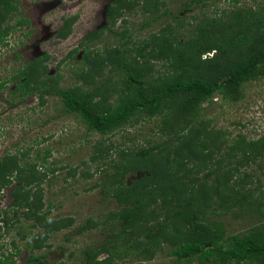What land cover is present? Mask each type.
Here are the masks:
<instances>
[{
    "label": "rangeland",
    "instance_id": "1",
    "mask_svg": "<svg viewBox=\"0 0 264 264\" xmlns=\"http://www.w3.org/2000/svg\"><path fill=\"white\" fill-rule=\"evenodd\" d=\"M113 1L16 0V9L9 20L11 26L16 19L28 21L12 29L5 44L0 45V84L6 81L0 86V159L5 154L17 156L25 175L24 192L29 190L32 199L42 200L40 214L46 211L48 219L62 218L61 224L72 222L50 232L43 242L40 240L42 243H35L38 230L44 225L36 223L35 227L34 217L25 216L22 209L17 213L18 219L11 218L14 214L10 206L12 189L21 182L14 180L4 186L0 189V258L8 257L6 264H23L30 252L43 254L48 264H80L81 251L100 244L106 237V224L119 217L114 180L120 176L123 166L130 167L124 177L125 184L141 178L153 162L158 163L161 154L155 151L154 160L147 162V168L138 151L161 144L167 138L159 116L151 119L136 116L123 128L105 135L88 131L76 115L64 111L58 96L45 94L43 101L36 94L23 98L15 90L17 81L22 80L20 77L14 80L17 70L38 59L35 65L39 69V81L45 79L48 84L52 82L61 87H100V92L108 96V102L114 106L127 68L142 66V58L130 65L107 62V56L114 54L115 48L131 59L130 50L141 46L142 40H156L166 35L181 42L203 17L221 15L237 7L258 10L264 5V0L235 3L233 0H205V4L195 2L188 6V0H159L160 9L154 15L142 10L144 0H125V7L117 10L120 16L108 20L106 9ZM165 10L171 13L165 14ZM146 18L149 22L143 24ZM251 19L257 20L256 17ZM155 34L158 35L155 37ZM250 40L247 46L253 45ZM86 48L92 58L106 56V62L93 71L92 76L83 78L82 69L88 66L83 57ZM167 57L161 55L150 61L153 75L147 79L151 83L157 78L171 80L174 77L177 63L169 65ZM202 106L200 120L204 128L221 130L229 139L238 136L247 140L264 139L263 75L242 82L232 93H215ZM34 161L40 181L28 177L27 164ZM243 173L251 177L244 178ZM238 175L243 177L244 189L252 190L255 206L264 211V152L241 166L230 184ZM245 211L239 206L229 211L224 206H216L212 214L207 212V215L222 222L227 233H236L259 222L255 207L251 214ZM7 215L8 220L3 221ZM83 225L86 227L81 229ZM127 237L124 234L110 241L108 246L113 255L109 264H179L175 257L167 255L168 245L152 259L142 254V260L138 261L129 249L133 243L127 242ZM104 256L102 253L99 258Z\"/></svg>",
    "mask_w": 264,
    "mask_h": 264
},
{
    "label": "trees",
    "instance_id": "2",
    "mask_svg": "<svg viewBox=\"0 0 264 264\" xmlns=\"http://www.w3.org/2000/svg\"><path fill=\"white\" fill-rule=\"evenodd\" d=\"M238 1L233 0L234 3ZM159 2L144 0L142 10L156 15ZM195 2L205 4V0H188L186 5ZM16 4V0H0V41L9 33V26L1 27V22L13 13ZM124 7L125 0H114L107 8V18L113 20L120 16L117 10ZM170 13L165 10V14ZM148 22L146 18L143 24ZM161 36L156 40H142L141 46L130 50L131 59L118 48L107 60L106 56L92 58L89 50H84V62L88 66L82 69L83 78L92 76V72L99 70L106 61H115L121 66L136 64L142 58L141 67L127 68L119 87L121 94L114 106L108 102V96L100 92V87H61L52 82L48 84L45 79L39 81V69L35 65L38 59L18 69L14 78L16 81L19 77L22 79L17 81L15 90L23 98L36 94L43 101L45 94L56 95L64 111L76 115L91 132L109 134L123 128L136 116L145 119L159 116L164 126L162 130L167 136L164 142L138 151L142 164L146 165L154 160L155 151L160 153L158 163L153 162L146 174L128 185L124 177L130 167L124 165L120 176L115 178L119 217L106 224V237L100 244L81 251L80 264H109L113 254L108 245L124 234L128 236L127 242L133 243L129 249L138 261L142 260V254L152 259L168 245L167 255L175 257L179 264H264V211L255 206L252 190L244 189L242 179L251 175H238L230 184L241 166L263 154L264 139L247 140L243 136L229 139L221 130L204 128L200 120L203 103L215 93H232L242 82L264 76V5L258 10L237 7L221 15L203 17L181 42L173 36ZM249 40L253 45L247 46ZM161 55L170 57H167L169 65L177 63L175 75L171 80L157 78L153 84L147 79L153 75L150 61ZM35 167L36 161L27 164L28 177L40 181V172ZM23 176L17 156L3 155L0 189L14 180L21 182L12 189L10 206L14 214L11 218L18 219L17 213L22 209L25 216L34 217L35 227L36 223L43 224L35 238V243H42L50 232L62 229L72 220L61 224L62 218L48 219L46 211L40 214L42 200L32 199L29 190L24 192ZM216 206H224L228 211L239 206L248 214L255 207L259 222L243 232L227 233L222 222L207 215V212L212 214ZM4 220H8V215ZM102 253L105 256L99 258ZM6 263L8 257L0 258V264ZM23 264L48 263L43 254L30 252Z\"/></svg>",
    "mask_w": 264,
    "mask_h": 264
},
{
    "label": "flooded vegetation",
    "instance_id": "3",
    "mask_svg": "<svg viewBox=\"0 0 264 264\" xmlns=\"http://www.w3.org/2000/svg\"><path fill=\"white\" fill-rule=\"evenodd\" d=\"M17 5V4H16ZM109 6V4H108ZM108 8V7H107ZM106 13H107V9H106ZM105 13V15H106ZM13 16V14L8 15L2 22H1V27H8L9 26V33L11 32L12 29H16L17 27H21L23 25L24 22H27L28 20L21 18L19 22L17 19L15 20V24L13 26H11L9 20L11 19V17ZM107 17V16H106ZM108 19V18H107ZM109 20V19H108ZM9 33L0 41V45L5 44L6 39L9 35ZM20 69V68H19Z\"/></svg>",
    "mask_w": 264,
    "mask_h": 264
}]
</instances>
